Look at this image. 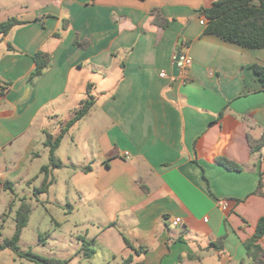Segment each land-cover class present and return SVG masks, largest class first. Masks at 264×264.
Returning a JSON list of instances; mask_svg holds the SVG:
<instances>
[{
  "label": "crops",
  "instance_id": "0c3cea01",
  "mask_svg": "<svg viewBox=\"0 0 264 264\" xmlns=\"http://www.w3.org/2000/svg\"><path fill=\"white\" fill-rule=\"evenodd\" d=\"M214 1L48 0L18 14L24 23L0 33V189L44 179L47 134L60 132L45 124L72 118L91 84L94 105L66 133L77 146L84 129L83 157H69L83 181L65 196L94 203L102 229L88 240L111 249L104 260L251 264L245 242L264 216V146L251 147L264 135V87L252 65L264 48L206 33L201 10ZM181 36L192 64L175 76ZM39 50L51 62L31 80Z\"/></svg>",
  "mask_w": 264,
  "mask_h": 264
},
{
  "label": "rangeland",
  "instance_id": "374dc122",
  "mask_svg": "<svg viewBox=\"0 0 264 264\" xmlns=\"http://www.w3.org/2000/svg\"><path fill=\"white\" fill-rule=\"evenodd\" d=\"M47 1L0 0V23L17 17L22 12L37 8ZM95 95L99 96V93L95 91ZM67 116L64 115L63 119ZM64 123V120L52 121L50 125L46 123L45 127L57 134ZM76 137L77 146H74L71 135L67 134L56 150L55 155L60 157L65 165L53 171L56 183L50 186L48 193L35 194L34 188L41 186L43 181L37 177L31 185L26 183L16 185L15 193L9 188L0 189V264H35L20 257L11 248L2 246L4 240L11 238L14 234L16 210L22 200L30 204L32 212L19 241L21 250H30L42 256L66 260V264H122L120 255L117 259H113L111 256L108 262L105 261L103 254L110 252L111 249L102 246V244L99 247L88 242V246H84L85 240L89 241L90 237L97 235L102 229V226L97 223L98 218L95 217L97 211L94 209V203L92 205V202L87 201L84 195L82 199L73 197L70 202L65 196L69 182L76 184L83 181L81 173L77 178L72 177V164L69 160L72 154L76 157L84 155L87 140L83 128L77 132ZM49 153L48 148L42 152L41 164L49 163ZM35 172L39 174V168ZM69 203L74 206L70 213ZM10 204H12L11 208H9ZM92 218L95 223L86 221V219ZM86 248L98 250V254L88 256L85 254Z\"/></svg>",
  "mask_w": 264,
  "mask_h": 264
},
{
  "label": "trees",
  "instance_id": "16d2710c",
  "mask_svg": "<svg viewBox=\"0 0 264 264\" xmlns=\"http://www.w3.org/2000/svg\"><path fill=\"white\" fill-rule=\"evenodd\" d=\"M201 12L208 19L205 32L215 34L223 40L240 45L244 48H264V0H216L209 7H204ZM154 21L165 27L169 24V20L162 17L158 12H154ZM24 23L16 17L9 18L0 23V33H7L14 25ZM36 63L30 79L43 73L51 62V55L39 50L34 55ZM255 73L264 87V65L254 63L252 65ZM0 90L4 91L5 86L0 79ZM95 103V97L91 93V84L87 88V97L81 101L79 107L75 110L72 118L66 121L57 135L47 134L45 144L49 146V163L42 165L41 172L45 174L41 186L35 187V194L47 192L49 187L56 181L53 171L63 166L62 160L55 155L57 148L70 130V128L82 119ZM264 146V135L259 140L251 143L253 151H260ZM217 161L225 167L232 170H240L241 166L223 157H218ZM262 183L260 184L261 188ZM10 188V187H7ZM258 192H261L258 189ZM12 204H10V207ZM32 207L30 204L22 200L20 206L16 210L15 231L11 238L4 240L3 247L11 248L20 257L26 258L35 264H66V260L55 257H46L36 254L30 250L23 251L19 247V241L24 228L26 227ZM264 236V216L260 217L256 226L255 233L245 242L247 254L252 259L251 264H264V248L260 244V240ZM89 241H84V246H88ZM126 243L135 251H139L128 240ZM212 246L221 249L222 240L219 243H212ZM85 254L92 256L95 251L92 248H86ZM89 251V252H87ZM124 264H144L143 261L134 262L133 256H129L124 260Z\"/></svg>",
  "mask_w": 264,
  "mask_h": 264
},
{
  "label": "built area",
  "instance_id": "2783aa9c",
  "mask_svg": "<svg viewBox=\"0 0 264 264\" xmlns=\"http://www.w3.org/2000/svg\"><path fill=\"white\" fill-rule=\"evenodd\" d=\"M201 23L202 24H206L207 23V18L206 16L202 17L201 19ZM183 46H182V50H181V54H180V58L177 61L178 67L180 69V74L183 72H186L187 69L190 67V65L192 64V58L191 56L183 50ZM176 56H177V51L174 54V61L176 60ZM162 76H166V73L164 71L161 72ZM172 223L174 225H179L182 223V218L181 217H175L174 220H172Z\"/></svg>",
  "mask_w": 264,
  "mask_h": 264
},
{
  "label": "water",
  "instance_id": "95a60500",
  "mask_svg": "<svg viewBox=\"0 0 264 264\" xmlns=\"http://www.w3.org/2000/svg\"><path fill=\"white\" fill-rule=\"evenodd\" d=\"M182 46H183V37L181 36L178 42V46H177V56H176V60L173 63V74L175 76H179L180 75V69L178 67L177 61L180 58V54H181V50H182Z\"/></svg>",
  "mask_w": 264,
  "mask_h": 264
}]
</instances>
